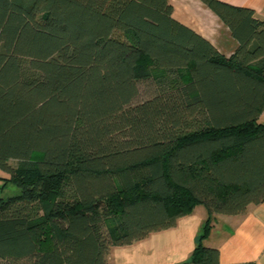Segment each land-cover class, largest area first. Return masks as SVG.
<instances>
[{"label":"trees","instance_id":"1","mask_svg":"<svg viewBox=\"0 0 264 264\" xmlns=\"http://www.w3.org/2000/svg\"><path fill=\"white\" fill-rule=\"evenodd\" d=\"M202 1L231 57L169 0H0V169L21 191L0 201V264H108L198 205L181 264H222L204 241L217 216L264 203V19Z\"/></svg>","mask_w":264,"mask_h":264},{"label":"crops","instance_id":"2","mask_svg":"<svg viewBox=\"0 0 264 264\" xmlns=\"http://www.w3.org/2000/svg\"><path fill=\"white\" fill-rule=\"evenodd\" d=\"M176 21L203 36L226 58L239 49L231 31L202 0H169ZM235 7L254 10L264 19V0H220ZM258 116V123L260 117ZM209 219L203 205L178 220L174 228L152 233L127 246H115L108 264H181L191 261ZM216 248L222 264H264V203L250 206L244 215L217 216L210 236L204 240Z\"/></svg>","mask_w":264,"mask_h":264},{"label":"rangeland","instance_id":"3","mask_svg":"<svg viewBox=\"0 0 264 264\" xmlns=\"http://www.w3.org/2000/svg\"><path fill=\"white\" fill-rule=\"evenodd\" d=\"M147 70L150 73V75L156 79V77H162L163 74L160 72H153L152 71V66L151 64H147ZM189 77V74L187 73L186 70H182L180 71V74L176 77L172 78V82L177 84L180 83L182 81H186ZM154 83L152 80H144L142 82L139 83V87H140V96L137 98L138 100L136 101L138 102H142L145 101V99L149 98L152 94L155 93L154 91ZM260 122L264 124V114L260 117ZM40 153L37 154V156H39ZM10 165L15 168L17 167V162L16 161H10ZM10 174L9 172L5 171V170H1L0 169V201L1 200H6L8 198H13L16 197L17 195L20 194V189H18L17 186H14L12 183L8 182V180H10Z\"/></svg>","mask_w":264,"mask_h":264}]
</instances>
